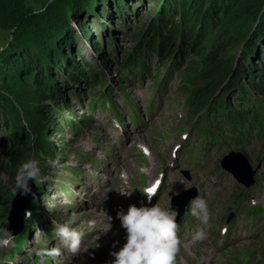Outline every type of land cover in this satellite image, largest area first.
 I'll return each instance as SVG.
<instances>
[{
  "label": "rangeland",
  "instance_id": "374dc122",
  "mask_svg": "<svg viewBox=\"0 0 264 264\" xmlns=\"http://www.w3.org/2000/svg\"><path fill=\"white\" fill-rule=\"evenodd\" d=\"M6 1L7 3L14 2L18 4L17 0ZM104 1H106V6L109 5L110 9L102 7V12L106 13V16L108 15V19L104 18V22L113 27L105 28L106 26H102V23L96 20L95 17L90 19L88 15L79 17L80 21L76 22L79 23L80 29L69 27V32L76 40L74 43L75 50L79 51L80 55L71 54L69 47H65L63 59L68 62L71 55H74L77 62H79V59L84 57V62L81 66L82 70H87L84 66L92 64L95 71H101L108 76V85L99 88V90L105 93L106 88L110 87L118 107H130L132 115H136V117L141 119V126L134 127L128 120L127 124L130 126V131L124 133L119 124H117V119L113 115L116 114V110L112 106L110 110L113 114L104 113L101 109L95 111L92 114L93 125L91 127L88 126L84 132L77 136L71 131L69 125L63 124L59 125L61 131L56 133L54 137L51 138L48 134L49 140H53V147L57 150H60V146L67 143L68 139H73L74 144L69 147L68 151H65L64 155H61L60 162L55 166L48 164V159L42 155L34 157L40 163L42 174L47 176L48 179L44 183L33 180L36 199L30 202L27 207L26 213H30V215H26L24 219L22 233L14 236V244L0 248V264H45L50 258L39 260L36 256L32 257V255H35V248L41 246L45 235H51L53 219H71L76 221L81 228H84L83 232L86 234L84 240H87V242L91 239L88 229L94 226L97 219L104 220V228L106 229V234H100L103 236L97 240L101 244L94 249L93 256L87 254L85 258L78 260L76 263L63 260L61 257L52 258L55 264H88L89 260H98L100 262L107 258L110 250L120 239L119 234L117 232L114 233L116 219L113 217L114 207L120 201V187L117 184H123L119 176L120 172L122 170L128 171L129 179L125 186L131 191L138 188L142 189L153 182L158 177V171L156 168L152 171L142 170L141 166L145 164L144 160L147 163L152 161L159 166H163L164 163V169H166V164H172L175 159L173 156L175 147H179L176 151L177 157V155L187 150L188 145L195 143L196 133L191 132V125L187 120L188 96H191L192 92L207 83H209L210 89L214 91L212 95L214 99L221 96L224 91L222 90L223 86L220 88L223 79L222 75H219L220 73L208 76L202 72L207 49H199L197 43L203 41L204 38H200L197 42L186 34L183 43L179 41L181 33H177L181 28L178 24L184 21L179 12L171 22H162V17L159 15L160 0ZM4 2L5 0H0V19L3 22L10 19L5 11L7 8L6 2V7L3 8L5 6L3 5ZM37 2H42V0H24V5L22 6L23 8L31 6L32 11V4ZM177 2L182 4L183 0H177ZM82 7L84 10H89L91 8L89 0L84 1ZM172 12L174 13V11ZM53 14L55 15V12ZM51 16V13L47 14L45 21L47 18L54 20ZM120 16L124 18L118 20ZM53 22L55 23V21ZM155 22L159 26L161 25L160 28H165L171 32V48L166 51V61L158 59L153 64V67L149 66L150 75L144 76V80L136 79L131 75H124L127 81H122V84L126 83V85L125 88L123 85L121 88L130 96L131 101L134 103L127 102L125 106L120 95L119 83L121 78L117 68L119 63H123L130 53H134L139 46L143 47L140 38L151 31H155ZM9 27V29L4 30L0 26V43L7 41V47L0 54L9 48L10 42H12L11 45L15 44L17 42L16 37L20 36L18 32H14L13 26ZM38 30L39 28L37 27L36 31ZM29 32L33 37L34 33H32V30ZM9 36H11V40H7ZM70 37L72 38V36ZM37 41L40 42L38 38ZM180 45L187 48V53L182 56L177 55ZM25 48L29 50L33 48L31 41L28 42ZM60 56L62 54H55V58ZM28 57H30V54ZM222 61L224 62V60ZM80 62L82 63V61ZM53 72L54 85L58 87L61 97L55 98L47 90V96L40 99L42 101L41 104L56 105L66 116L70 115L79 118L83 115L92 96L86 95L85 106H83L72 94V90L76 87L68 88L63 81L65 80L63 77L65 74L64 69L54 67ZM166 75L169 77L171 75V78L164 86V89L160 91L158 88H154L153 78L155 76L156 78H162ZM43 76L46 78V72ZM229 94L230 92L227 93V96ZM26 106L32 108V106ZM135 107L137 112L134 111ZM36 115L37 117H35ZM203 115L205 116V112H203ZM34 118L36 119V126L40 129L41 123L38 118L42 119V116L37 109L34 113ZM2 120L3 117L0 115V156L8 149V146L5 148L4 142H2L4 141V136L6 137L4 135L6 130L1 129ZM58 122H60V119H58ZM184 135H188V138H183ZM143 146L150 151L147 156L141 150ZM248 151L250 154H262L261 146L257 143L251 145ZM52 153L55 154L54 150H52ZM138 154H141L144 158L140 155L137 158ZM254 159H252V162L256 166L259 161ZM93 162L94 166L92 165ZM97 163L100 166H96ZM189 163L195 166H199L201 163L194 150L189 155ZM217 164L218 159L211 164L210 169L213 171ZM66 166L75 169L78 179L74 177L72 171L65 169ZM205 176V173L202 174V179L198 180L197 184L206 193L205 198L208 201L209 208H217L220 204L222 193L218 192L216 178L208 177L205 180ZM14 177L15 173L12 174L7 170L5 171L0 163V178L5 191V193L3 191L4 200L7 202L5 207L0 206V225H6V227L9 223L8 216L11 204L18 192L14 194L10 190V186L14 183ZM141 177L146 179L145 185L141 184ZM231 180H228V182ZM260 186L264 189V171L263 182L260 183ZM39 188L48 190L46 192H49L48 197L50 198L43 200ZM180 192H183V190ZM178 193L175 192L173 195ZM215 194H217L216 198H214ZM250 195L251 192H247L240 199L245 216L250 213L249 208L246 206V199ZM255 211H257L256 216H251L248 219L255 224L260 233H264V211L260 207ZM35 214L41 217L34 225V228L32 227V231L30 229L31 232L28 237L25 235V226H28L30 222H34ZM109 216L114 218V220H110ZM24 244H27L26 247H23ZM186 247H188V252H184L180 256L179 254L177 255V264H212L207 261L211 259V256L207 254L206 247L202 243L188 244ZM186 247L180 249L179 252L186 250ZM260 252L261 249L254 242H251L240 245L235 252H232L233 257L229 256L230 250L222 253L221 257L224 260L223 264H248L250 257H256L258 260L257 264H264ZM7 256L12 257L13 260H7Z\"/></svg>",
  "mask_w": 264,
  "mask_h": 264
},
{
  "label": "trees",
  "instance_id": "16d2710c",
  "mask_svg": "<svg viewBox=\"0 0 264 264\" xmlns=\"http://www.w3.org/2000/svg\"><path fill=\"white\" fill-rule=\"evenodd\" d=\"M84 1L88 0H52L46 11L34 14L31 6L23 8L24 0H17L18 4L7 3L5 0V11L10 19L4 22L0 19V26L4 30L13 26L14 32L20 35L16 37L15 44L11 45L10 42L9 48L0 54V115L3 117L1 129L6 130V137L4 136L2 142L5 148L8 146L0 156V163L5 171L14 174L18 163L29 155L33 158L36 155L45 158L59 156L61 159L65 149L73 142V139H68L67 143L60 146L63 147L59 148L60 151L53 147V140L48 138V134L52 138L61 131L60 124H68L70 121L56 105L41 104L40 99L47 96V90L55 98L61 97L53 81L54 67L64 69L63 81L68 88L76 87L72 94L74 98L82 101L83 106L87 94L94 98L98 87L107 86L106 75L95 71L92 64H87L84 66L87 70H82L84 57H81L79 62L74 55H71L68 62L63 59L65 47H69L71 54L80 55L79 51L75 50L76 40L69 32L72 28L71 20L79 22V17L87 15L89 19L95 17L100 22H104V18L108 19V15L102 12V7L109 9L106 1L89 0V10L83 9ZM5 2L3 8L6 7ZM160 2L159 15L162 22H171L178 12L184 19L183 23L178 24L181 28L177 33H181L179 41L183 43L186 34L197 42L204 38L197 43L199 49H207L202 72L208 76L220 73L223 77L220 88L223 86L224 91L221 96L215 99L212 97L214 91L210 89L209 83L189 96L192 118L200 125L198 131L207 137L216 125H227L242 128L244 137L256 134L264 126V0H183L182 4H178L177 0ZM49 13L54 20L47 18L45 21ZM120 18L124 17L120 16L118 20ZM78 22L76 23L80 29ZM103 25L105 28L111 26L105 22ZM160 26L155 22V31L140 38L143 47L139 46L123 63H119L117 69L119 77L122 78L119 83L121 87L122 81H127L124 78L127 73L132 74L139 67L144 68L146 65L153 66L158 59L166 61V51L171 48L172 34ZM30 30L34 33L33 37ZM29 41L33 46L31 50L25 48ZM186 53L187 48L180 45L177 55ZM55 54L62 56L55 58ZM45 72L46 78L43 76ZM5 92L8 95H5ZM228 92L230 94L227 96ZM90 102L78 122L91 119L87 109L90 110L94 101ZM36 109L42 116V119L38 118L40 129L36 126L34 118ZM203 112L210 118H202ZM3 191L4 186L0 178L1 207L7 205ZM32 227L30 224L29 229Z\"/></svg>",
  "mask_w": 264,
  "mask_h": 264
},
{
  "label": "clouds",
  "instance_id": "9594fccd",
  "mask_svg": "<svg viewBox=\"0 0 264 264\" xmlns=\"http://www.w3.org/2000/svg\"><path fill=\"white\" fill-rule=\"evenodd\" d=\"M51 2L52 0H42V2L33 3V13L38 14L46 11ZM70 26L78 29L75 20L70 21ZM7 40H11V36ZM5 47H7V41L0 43V51ZM4 94L8 95L7 92ZM59 162V156L48 158L50 165L55 166ZM30 179L44 183L48 177L42 174L39 161L29 155L16 166L14 183L10 186L11 192L15 194L20 190L21 195L30 193ZM126 189V187H121L119 191L129 195L130 192L125 191ZM155 189L156 184L154 183L144 190L149 202L152 200ZM187 208L197 221L189 240L190 244L195 245L205 239L206 227L210 225L212 212L208 201L201 195L192 198ZM26 215H30V213H26ZM177 215V209L172 207L170 203L145 204L141 202L139 206L129 204L126 210L124 208L118 209L116 216L121 226L126 230L125 242L118 250H115L114 245L110 252V256L114 259L107 260L105 264H177V255L181 244L177 234ZM109 218L112 219L110 216ZM50 233V236L45 235L41 246L34 250L35 256L39 260L60 256L62 250H66L73 257L80 255L84 232L74 221L71 219H53ZM13 244V233L6 225H0V248Z\"/></svg>",
  "mask_w": 264,
  "mask_h": 264
},
{
  "label": "water",
  "instance_id": "95a60500",
  "mask_svg": "<svg viewBox=\"0 0 264 264\" xmlns=\"http://www.w3.org/2000/svg\"><path fill=\"white\" fill-rule=\"evenodd\" d=\"M230 158L227 157L224 160V168L229 172L235 174L240 181L246 184H251L253 182L254 172L251 171L250 167L246 163L242 162V165H232L229 164ZM248 174V175H246ZM31 192L25 195H21L20 190H18L12 205L11 211L8 217L9 225L8 229L14 234L18 235L23 230L24 219L26 217V210L29 203L35 199L36 193L34 192L33 180L29 181ZM194 192H187L179 198H175L174 206L180 209V214L183 213L185 207L188 205L189 201L194 198Z\"/></svg>",
  "mask_w": 264,
  "mask_h": 264
},
{
  "label": "bare ground",
  "instance_id": "6f19581e",
  "mask_svg": "<svg viewBox=\"0 0 264 264\" xmlns=\"http://www.w3.org/2000/svg\"><path fill=\"white\" fill-rule=\"evenodd\" d=\"M74 65V64H73ZM130 76V75H129ZM122 79V78H121ZM136 85V84H135ZM134 86V85H133ZM256 103V102H255ZM242 109V108H241ZM263 116V115H262ZM257 122V121H256ZM113 123V122H112ZM117 123V122H116ZM118 124V123H117ZM121 131V130H120ZM114 132V131H113ZM118 136V135H117ZM119 139V138H118ZM123 169V168H122ZM89 187V186H88ZM50 198V197H49ZM36 199V198H35ZM2 201V200H1ZM3 206V205H2ZM105 215V214H104ZM100 234H105V231L102 229V221L101 220H97L95 222V225L92 229H90L89 231V235H91V239L89 242L85 241V245L81 251L80 257L84 256L87 252L88 249H92L94 247L97 246V244H99V242H97V240L102 237L103 235ZM41 237V236H40ZM220 261V259L218 260Z\"/></svg>",
  "mask_w": 264,
  "mask_h": 264
}]
</instances>
